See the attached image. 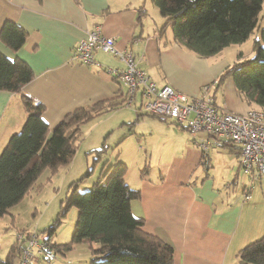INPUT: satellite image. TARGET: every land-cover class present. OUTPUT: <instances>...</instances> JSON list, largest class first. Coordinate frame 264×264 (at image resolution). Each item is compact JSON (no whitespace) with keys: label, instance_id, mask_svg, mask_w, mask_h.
<instances>
[{"label":"crops","instance_id":"1","mask_svg":"<svg viewBox=\"0 0 264 264\" xmlns=\"http://www.w3.org/2000/svg\"><path fill=\"white\" fill-rule=\"evenodd\" d=\"M147 5L146 0H0V29L11 22L26 33L19 50L0 42V53L29 66L34 76L22 90L43 106L42 118L51 129L77 108L124 93L119 77L111 73L123 68L117 57L96 51L94 65L72 59L78 41L96 26L115 40L119 51L141 58L139 67L157 87L168 85L188 96H197L202 85L214 82L236 61L225 66L222 59H212L220 52L201 58L174 44L172 35L163 39L169 27L162 31L165 19L148 16ZM212 102L217 110L238 115L257 109L241 97L230 77L215 90ZM120 109L95 120L100 123ZM143 117L141 122L150 124L147 137L156 136L158 144L148 155L144 149L143 170L132 178V189L139 191L131 202L132 214L143 219L145 232L172 247L173 264H240L237 253L264 234V177L251 198L243 200L248 177L240 170L236 145L203 152L193 140H206V134L190 139L173 122ZM24 120L19 95L0 91V152ZM121 121L102 131L98 143Z\"/></svg>","mask_w":264,"mask_h":264},{"label":"trees","instance_id":"2","mask_svg":"<svg viewBox=\"0 0 264 264\" xmlns=\"http://www.w3.org/2000/svg\"><path fill=\"white\" fill-rule=\"evenodd\" d=\"M152 2L160 17L165 19L161 30L169 27L174 44L201 58L214 56L230 45L245 42L257 27L258 13L264 4V0ZM25 38L26 33L14 23L5 22L0 29V42L14 52L22 47ZM252 48V58L238 54L237 60L210 83L214 84L211 98L223 80L230 77L249 105L264 108V30L260 39L254 40ZM33 76L24 61L18 58L9 60L0 53V91L19 95L25 113L21 128L9 136L0 152V218L9 214L30 193L46 169L53 176L59 166L70 163L85 124L125 106L123 93L118 99L77 108L51 129L42 118L43 106L22 90ZM143 116L152 115L137 114L134 122ZM224 145L230 146V143L224 142ZM107 146L104 142L94 150L97 159L105 154ZM91 172L88 171L85 177ZM125 173L126 166L120 162L105 180L107 174L100 175L84 192L76 189L84 176L72 182L62 201V210L43 240L46 247L39 257L48 262L50 256L55 257L56 253L63 255L71 251L73 245L86 242L91 245L90 264H173L172 247L145 232L143 219L132 214L131 202L139 198V191L126 184ZM249 182L250 178L244 192ZM70 208L77 210L71 240L65 244L51 243L52 235ZM23 240L16 239L6 258L0 259V264L17 263ZM92 244L97 246L93 248ZM237 258L240 264H264V234L242 248Z\"/></svg>","mask_w":264,"mask_h":264},{"label":"rangeland","instance_id":"3","mask_svg":"<svg viewBox=\"0 0 264 264\" xmlns=\"http://www.w3.org/2000/svg\"><path fill=\"white\" fill-rule=\"evenodd\" d=\"M146 2L148 4L146 7L148 16L150 15L151 18L155 19L156 15H159L156 6L152 0H146ZM257 19L258 25L256 29L245 42L233 44L224 48L212 59H222V64L225 63V66H228L237 60L238 54H242L244 58H252L254 55L252 51L254 40L256 38L260 39V33L264 29V4L258 13ZM170 35L171 30L168 28L162 35V38L165 39ZM138 59L139 63L142 59ZM123 104L125 106L118 110L120 114H111V116H109L110 118L100 123L97 122L99 120H93L85 124L82 128V135L78 147L70 163L65 166H59L53 176L50 175V170L46 169L39 176L34 188L26 195L27 198H25V196V200H23V198L21 204L12 208L9 214L0 218V259L4 260L6 258L11 246L16 243L18 235L26 234L28 235L27 239H32L39 243L43 242L44 247H46L43 240L48 236L49 228L53 225L57 215L62 210V201L67 195L69 185L79 178L84 176L82 182L77 183V192L87 191L99 178L101 172H103L101 177L107 174L106 177H104L105 180L111 171L116 168L120 162H123L126 166L124 180L126 184L132 188V178L139 173V170L140 172L143 170L142 162L143 158L145 159L144 149L148 155L152 147L153 149L157 147L158 139L156 136L153 138L147 137L150 124L142 123L141 119L134 122L137 114H144V109L141 108L140 111H135L133 108L134 104L128 105L126 104V100ZM145 117L148 116H144L143 118ZM120 118H123V121L117 123L114 130L110 129L113 131H109L111 133L105 141L108 145L107 151L97 159L94 150L100 148L102 144V142L98 143V137L102 131L107 128H112L114 122ZM128 118L132 119L129 122L133 123L130 129L125 123L129 120ZM123 122L125 124H123ZM152 123L154 122L152 121ZM106 135L107 131L103 135V138ZM191 138L192 137H190V139ZM109 169L110 172H108ZM88 171L92 172L88 177H85ZM76 218L77 210L75 208H70L52 235L51 243H68L71 240ZM30 233H34L36 236H32L33 234ZM22 246L25 247L26 244L23 243ZM96 246V244H92L93 248ZM72 247L71 251L63 255L56 253L55 257L50 256L48 262L39 257L33 264H90V244L81 242ZM31 253L36 260L37 251L33 249Z\"/></svg>","mask_w":264,"mask_h":264},{"label":"built area","instance_id":"4","mask_svg":"<svg viewBox=\"0 0 264 264\" xmlns=\"http://www.w3.org/2000/svg\"><path fill=\"white\" fill-rule=\"evenodd\" d=\"M96 51L110 54L122 62L123 68L111 73L119 77L126 104H134L135 111L143 108L144 114L183 126L192 138L198 133H206V140H193L203 152L210 146H223L224 142L236 145L240 170L250 178L243 199L251 198L250 192L258 179L264 176V108L249 109L242 115L217 110L210 96L214 84L201 86L195 97L168 85L159 88L138 66L139 59L129 51H119L115 40L104 36L100 26H96L78 41L72 59L84 65H94ZM30 234L36 236L34 233ZM17 238L25 239L23 243L26 244L20 250L18 264L35 263L45 248L43 242L27 239L28 235L25 234L18 235ZM33 249L37 251L36 260L31 253Z\"/></svg>","mask_w":264,"mask_h":264}]
</instances>
